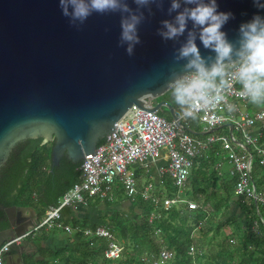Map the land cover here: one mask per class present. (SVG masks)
<instances>
[{
    "label": "water",
    "instance_id": "water-1",
    "mask_svg": "<svg viewBox=\"0 0 264 264\" xmlns=\"http://www.w3.org/2000/svg\"><path fill=\"white\" fill-rule=\"evenodd\" d=\"M120 2L128 12L93 13L77 28L62 15L59 0H0V170L13 148L29 139L51 144L52 167L63 157L80 163L97 151L104 137L116 132L115 124L132 105L156 114L165 109L181 129L195 134L167 100L152 102L169 91L172 71L187 63L176 58L187 32L198 31L192 23L174 40H164L158 33L164 31L163 21L174 22L188 5L179 0L181 8L170 11L172 0L147 5ZM217 4L218 11L234 16L222 28L234 44L241 23L254 14L264 16L253 0H217ZM133 14L141 17L140 42L131 45L129 55L120 21ZM196 43L210 65L215 54L198 38ZM23 211L15 206L5 209L9 227L0 231V246L36 225L20 224ZM26 245L12 243L4 263L12 264L10 256Z\"/></svg>",
    "mask_w": 264,
    "mask_h": 264
},
{
    "label": "trees",
    "instance_id": "trees-1",
    "mask_svg": "<svg viewBox=\"0 0 264 264\" xmlns=\"http://www.w3.org/2000/svg\"><path fill=\"white\" fill-rule=\"evenodd\" d=\"M161 99L178 110L170 90ZM159 114L171 120L167 110ZM259 144L264 149V133ZM250 150L253 153L252 147ZM50 153L51 144H43L42 139H29L13 148L0 170V231L9 227L6 208L29 207L45 214L49 206L56 205L59 197L79 182L81 162L72 163L63 157L52 167ZM223 155L221 143L216 142L197 157L180 193L181 202L168 208L162 201L157 205L144 201L135 192L131 199L143 213L135 222L117 223L116 237L124 247L121 257L105 259L106 242L98 244L95 239L100 238L94 237L85 242L86 249L75 257L76 264H152L162 247L173 252L167 264H264V202L235 193L240 174L232 172L227 161L228 169L226 164L217 165V160H225L226 155ZM251 177L257 193L264 197V166L257 157ZM165 188L168 190L166 198H174L178 190L171 179L168 178ZM188 201L196 202L198 207L189 209ZM231 205L239 212L229 214ZM150 214L157 216L151 222ZM65 215L63 212L62 217ZM144 255L150 259L143 260ZM49 260L44 257L28 263L48 264Z\"/></svg>",
    "mask_w": 264,
    "mask_h": 264
},
{
    "label": "built area",
    "instance_id": "built-area-1",
    "mask_svg": "<svg viewBox=\"0 0 264 264\" xmlns=\"http://www.w3.org/2000/svg\"><path fill=\"white\" fill-rule=\"evenodd\" d=\"M224 87L226 91L219 94L226 96V102L200 109L195 117H198L206 128L228 127L227 134L212 136L207 143L220 142L221 149L227 158L226 161L232 166V172L240 174V181L236 185L235 193L245 195L249 199L252 198L255 202H264V197L261 196V193H257L256 185L251 177L256 157L259 164L264 166V149L257 145L258 137L251 133L254 127L261 131L264 130V113H255L251 116L240 105L248 100L239 97V84L234 83L233 87L231 84ZM228 103L235 104L236 110L229 112ZM179 119L184 124L192 117H185L181 114ZM115 130L116 132L102 139L93 155L88 154L84 161H81L79 167L81 181L60 196L56 205L49 206L43 218L36 223L32 230L6 241L0 246V264L4 263L5 255L12 243L17 244L23 238L41 229L61 230L70 233V226L64 224L62 220V210L65 207L85 204L89 199L96 197L107 199L116 183H120L125 193L132 197L136 192V179L133 174L129 173L128 167L137 162L156 159L163 151L166 153L167 165L162 173L171 179L173 186L177 187L178 191L174 198H163L152 193L153 186L149 184L142 190L141 198L154 205L162 201L166 208L181 202L180 193L195 164V159L201 154V150L206 147V144L195 141L192 136L183 132L176 120H168L150 110L138 109L135 105H132L115 124ZM250 147L254 148L253 153ZM188 207L194 210L198 204L188 201ZM156 217V215L150 214L149 222ZM84 235L108 241L103 251L105 259L118 260L121 257L124 247L115 240L109 228L97 226L85 229ZM192 251L191 247L190 253ZM172 258L173 252L162 247L156 259L150 263L167 264ZM148 259H150L148 256H143V260L147 261Z\"/></svg>",
    "mask_w": 264,
    "mask_h": 264
},
{
    "label": "clouds",
    "instance_id": "clouds-1",
    "mask_svg": "<svg viewBox=\"0 0 264 264\" xmlns=\"http://www.w3.org/2000/svg\"><path fill=\"white\" fill-rule=\"evenodd\" d=\"M156 0H134L137 5H147ZM183 11L178 12L174 22L163 21L164 31L158 34L164 40L183 36L188 23L198 31H188L186 42L179 48L177 61H187L179 70L170 74L167 88L172 99L185 117L194 118L197 111L214 104L226 102L224 86L239 84L238 95L254 105L264 104V16L254 14L251 20L241 23L237 42L231 43L222 31L232 13L218 11L217 0H183ZM257 9L264 10L260 0H253ZM62 15L68 18L70 26L79 28L93 14L128 12L120 0H59ZM181 8L179 0H172L170 11ZM71 9V11H70ZM141 17L135 14L121 19V40L129 42L126 49L132 54V44L139 43L137 25ZM215 54L212 63L201 55L196 40ZM219 90V92H218ZM198 105V107H197ZM229 112L236 110L235 104L228 103Z\"/></svg>",
    "mask_w": 264,
    "mask_h": 264
},
{
    "label": "crops",
    "instance_id": "crops-1",
    "mask_svg": "<svg viewBox=\"0 0 264 264\" xmlns=\"http://www.w3.org/2000/svg\"><path fill=\"white\" fill-rule=\"evenodd\" d=\"M240 105H242L243 108H245L250 114L264 113V104L254 105L249 101H246L240 103ZM175 112L178 117L182 114L180 107L178 110H175ZM197 120L198 123H195ZM190 124H194L195 126L190 128ZM201 124L205 126V124L200 122L198 117H194L187 123H184V125L194 131L195 134L182 129L183 132L192 136L195 141L206 144V147L201 150V154L198 157L202 156L208 149L216 144V142L207 143L209 138L212 136L227 134L228 132V127L226 126L211 132V129L213 128H205L206 126L202 128L200 126ZM251 133L252 135L258 137L259 143V139L262 138L264 130L261 131L257 127H254L251 130ZM226 160L227 158L224 161L223 159L217 160V165L223 166L226 164L225 166L228 169ZM166 165L167 157L166 153L163 151L156 159H148L144 162H137L128 167L129 173L133 174L136 179V196L140 197L142 190L147 185L151 184L153 186L152 193L160 195L163 198L166 197L162 195V189H164L168 180L166 174L162 173V170L166 167ZM80 181L81 179L79 182ZM131 198L132 197L125 193L123 186L120 183H116L110 197L107 199L103 200L96 197L89 199L85 204H75L73 206L65 207L62 210V214L64 212L66 215L62 217V220L64 224L70 226L71 232L67 233L61 230L41 229L32 235L23 238L19 243H17V245L22 244L24 241L27 245L24 246L23 250H20L17 254H15L17 261L11 257L12 264H27L28 262L35 263L44 257L50 258L48 264H76L75 257L83 253V249H86L85 242L94 240V237L85 236L84 230L92 229L97 226H105L109 228L115 240L121 244L120 239H117L116 237L117 223L123 220L126 221V224L129 222H135L143 213V211ZM23 208L24 211L22 217H24V219L20 224L26 225L28 228L32 224L35 225L44 216L42 212L40 213L33 208ZM237 210L238 209L235 205H231L229 208V214L234 211L238 213L239 210ZM101 239L102 238L98 240L95 239V241H97L98 244L100 242H106L107 245L108 241L106 239Z\"/></svg>",
    "mask_w": 264,
    "mask_h": 264
},
{
    "label": "rangeland",
    "instance_id": "rangeland-1",
    "mask_svg": "<svg viewBox=\"0 0 264 264\" xmlns=\"http://www.w3.org/2000/svg\"><path fill=\"white\" fill-rule=\"evenodd\" d=\"M162 97V96H161ZM161 97H159V98H157V99H155V100H152V102L153 103H155L156 101H159V100H162L161 99ZM193 126H195V125H193ZM202 128H204L205 126L204 125H200ZM206 128V127H205ZM223 157H225V155H223ZM168 190L164 187V189H162V195L163 196H168V192H167ZM183 198H185V197H183ZM186 199V198H185ZM158 230L156 231V234H158Z\"/></svg>",
    "mask_w": 264,
    "mask_h": 264
},
{
    "label": "flooded vegetation",
    "instance_id": "flooded-vegetation-1",
    "mask_svg": "<svg viewBox=\"0 0 264 264\" xmlns=\"http://www.w3.org/2000/svg\"><path fill=\"white\" fill-rule=\"evenodd\" d=\"M16 254H17V253H16ZM10 257L14 258V260L17 261V258L15 257V254H14V255H11ZM3 264H5V263H3Z\"/></svg>",
    "mask_w": 264,
    "mask_h": 264
}]
</instances>
